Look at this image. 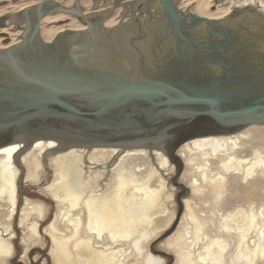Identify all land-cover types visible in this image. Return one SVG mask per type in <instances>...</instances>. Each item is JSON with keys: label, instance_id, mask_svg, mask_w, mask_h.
I'll return each instance as SVG.
<instances>
[{"label": "water", "instance_id": "1", "mask_svg": "<svg viewBox=\"0 0 264 264\" xmlns=\"http://www.w3.org/2000/svg\"><path fill=\"white\" fill-rule=\"evenodd\" d=\"M80 1L39 0L14 22L19 41L0 48V147H157L173 160L189 139L264 125V26L242 31L182 13L174 0H112L86 16ZM119 7L127 20L107 28ZM59 12L86 29L46 42L41 21ZM9 19L0 16V28ZM201 25L208 31L195 33Z\"/></svg>", "mask_w": 264, "mask_h": 264}, {"label": "bare ground", "instance_id": "2", "mask_svg": "<svg viewBox=\"0 0 264 264\" xmlns=\"http://www.w3.org/2000/svg\"><path fill=\"white\" fill-rule=\"evenodd\" d=\"M214 1L216 9L211 12V6H215L211 0H174L182 13L193 12L242 31H261L260 26H264V0ZM37 2H22L12 12L0 13L10 15L8 26L0 28V35L8 36L0 48L19 41L20 31H14V22L23 25L24 11ZM57 2L70 7L72 0ZM111 2L102 9L96 0L93 11L85 13L80 1L86 16L103 13L110 9ZM193 3L195 10L189 8ZM128 12L127 7L115 9L104 25L117 26L119 17L127 20ZM68 19V27L50 24ZM48 22L51 26L46 29ZM65 29L83 30L86 26L63 12L41 21V36L46 42ZM206 31L201 25L194 32ZM171 158L157 147L64 148L51 140L36 141L29 148L18 143L1 146L0 264H8L16 254L12 239L18 216V225L28 231L22 238L25 247L42 242L40 226L47 221V203L43 196L38 201L21 196L24 177L39 184L46 168L52 170L44 188L57 207L46 228L51 242L48 256L53 264H126L137 228L152 226L173 198L162 169L174 165L176 172L179 162L181 172L175 180L180 188H186L183 195L202 196L213 188L216 205L211 211L214 223L211 219L213 224L204 226L196 216L195 202L187 197L181 200L185 209L181 222L184 219L190 228L184 234L177 231L167 240L166 248L176 253L175 264H264V125L189 139ZM228 190L233 194L230 198L223 196ZM174 219L178 221L172 211L167 225ZM25 247L24 260L31 250ZM149 262H153L152 255Z\"/></svg>", "mask_w": 264, "mask_h": 264}, {"label": "rangeland", "instance_id": "3", "mask_svg": "<svg viewBox=\"0 0 264 264\" xmlns=\"http://www.w3.org/2000/svg\"><path fill=\"white\" fill-rule=\"evenodd\" d=\"M29 1L31 0H9L7 2V5L0 6V13L10 11L14 9L17 5L22 4V2L25 3ZM32 1L35 2L38 0H32ZM95 1L96 0H81L82 4L84 5L85 13L93 11L92 7L94 6L93 4H95ZM97 1L102 6L101 7L102 9L109 6V3L111 2V0H97ZM211 4L215 5V1L211 0ZM186 8L188 7H184L183 9H186ZM189 8H191L192 10H195V4L194 3L191 4ZM215 9H216V5L211 6L210 11L212 12L213 10L214 12ZM114 16L117 19L118 11L114 13ZM49 23L50 22L45 24L46 29H48V27H50L51 25H64V27H68L70 20L68 19L64 21H59L58 23L57 22L50 23L51 25ZM5 35L7 34H4L2 36L0 35V38H1L0 43L3 42V44H5V40L8 37ZM84 152L85 154L87 153L86 155H88L89 153L88 151H84ZM156 164L157 162L155 160L154 166H156ZM173 167L174 165L170 166L169 168L162 169L164 176L169 180V186H170V190L173 193V198L170 201L166 202L167 206L164 211L165 213L162 212L160 213L161 215L158 214V216L155 217L154 223L152 224V226H146V227L139 226V228H137V230L135 231V237H134V240L131 246L132 254L130 255L129 258H127L128 260L126 261V264H132V263H135V264H175L176 263V253L166 248L167 240L169 237L174 236V234L177 231L181 234H184L186 232V229L190 228V225L187 224V222L184 219L181 222V217L185 210L184 207H183V210H182L181 216L179 217L178 222L177 223L175 222V219H176L175 217L172 223L169 226L167 225L171 212L173 211L175 213V216L178 214L179 203L177 201V197L179 194H181L180 196V198H182L181 200H183L184 197H187L191 201L195 202L196 204L195 213H196L197 218L200 219L202 225L210 226L211 224L214 223L213 221H215L214 214L211 212L213 209H215V205H216L215 204L216 198L214 196L213 188H209L208 192L206 194H203L202 196H195V195L193 196L192 195L193 193L191 195H186V196L182 195L181 193L182 189L179 187H176V185L173 183L174 176L176 173L174 170L175 167L174 168ZM182 171L184 170L182 169ZM51 174H52V170H50V168H46L45 175L43 176L39 184L31 183L30 181L26 180L25 177L22 179L21 193H20L21 196L30 197L36 201L40 200L42 196L45 198V201L47 203V208H48V211L46 212L47 221H45L43 225L40 226L42 242L40 243L36 242L35 244H31V245L29 244V246H26V247H29L28 249H31V250H29L26 253L27 257H25V260H24L23 253H24L25 244L22 242V238L27 236L28 231L23 226L18 225L20 222V216H18L15 219L13 227H15L16 236L12 239V241L16 246V252H15L16 254L13 258L9 260L8 264H15L16 263L15 261L17 258H19L25 264H41L42 262H45L46 264H53L52 259L50 258V256H48V253L50 252L51 242L47 236L48 234L46 233V228L49 222L53 220L52 218H54L55 216L57 207H56L55 201L51 198L49 194H47L44 188L46 186V183L51 179L52 177ZM230 190L232 191V189ZM230 190L226 191L223 196L225 197L227 196L228 198H230V194H231ZM232 195L233 194H231V196ZM221 203L222 202H220V204ZM220 204H218L217 206L219 207ZM234 205L235 204H232L231 206L233 207ZM228 207L229 206H227V208ZM200 211L201 212L203 211V212L201 213ZM188 217L189 216H187V218ZM205 218L206 219L208 218V220L205 221ZM211 219L213 223L211 222ZM174 223H176V225ZM210 230L213 231V227ZM150 255L153 256V262H149L148 257ZM157 259L163 260V263H158ZM82 263L88 264L85 261H82Z\"/></svg>", "mask_w": 264, "mask_h": 264}, {"label": "flooded vegetation", "instance_id": "4", "mask_svg": "<svg viewBox=\"0 0 264 264\" xmlns=\"http://www.w3.org/2000/svg\"><path fill=\"white\" fill-rule=\"evenodd\" d=\"M7 1H9V0H7ZM39 1V0H38ZM74 1L75 0H72V2H71V5L70 6H72L73 4H74ZM7 5V4H6ZM16 8V7H15ZM13 11V9L12 10H10V11H6V13L7 12H12ZM84 13V12H83ZM113 14V13H112ZM85 15V14H84ZM72 16V15H71ZM111 16V15H110ZM119 19H120V17H119ZM15 256V255H14ZM151 256V255H150ZM149 256V257H150ZM149 257H148V259H149ZM16 263L15 264H25L23 261H21L19 258H17L16 259V261H15ZM161 263H163V260H162V262Z\"/></svg>", "mask_w": 264, "mask_h": 264}]
</instances>
